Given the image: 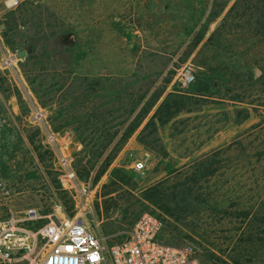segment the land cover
<instances>
[{
    "label": "rangeland",
    "instance_id": "1",
    "mask_svg": "<svg viewBox=\"0 0 264 264\" xmlns=\"http://www.w3.org/2000/svg\"><path fill=\"white\" fill-rule=\"evenodd\" d=\"M234 1L0 0V221L35 209L42 218L31 227L47 216L84 218L109 242H119L149 213L162 220V240L190 243L200 264H264V196L255 203L250 193L241 194L238 209L252 208L246 219H234L225 213L233 195L214 193L215 182L228 175L200 178L193 163L228 140L239 107L225 98L246 41L237 33L244 31V18L205 45ZM184 66L195 76L187 87L178 78ZM259 88L248 84V93ZM169 93L183 110L156 132L142 133ZM157 95L148 117L100 172L127 123ZM36 110L42 121L34 119ZM44 125L57 135L52 147L44 141ZM59 153L71 159L75 188L59 183ZM87 161L93 165L88 174ZM134 161L144 164V175L134 171ZM165 179L168 206L183 200L191 211L181 216L184 225L142 197ZM192 181V196L174 188Z\"/></svg>",
    "mask_w": 264,
    "mask_h": 264
},
{
    "label": "trees",
    "instance_id": "2",
    "mask_svg": "<svg viewBox=\"0 0 264 264\" xmlns=\"http://www.w3.org/2000/svg\"><path fill=\"white\" fill-rule=\"evenodd\" d=\"M247 16V18L245 17ZM244 18V30L238 31L241 36L246 37L243 40V46L240 51V57L232 65L230 74V81L232 83V91L226 100L238 105L234 111V119L232 121L231 130L233 127L239 128V125L248 122L250 116L256 118L258 121L244 130L238 131L235 135L223 146H219L211 151L202 153L197 161H194L198 177L209 178L212 176L223 177L228 175L226 181L220 182L219 180L214 184V193L219 194L222 189H226L229 194L231 193L235 200L229 205L230 211H225L229 216L234 219H246L252 207L247 210L241 211L238 209V200L243 193H250L251 196L256 198L257 203L264 196V0H235L228 12L222 19V23L208 38L205 45H209L215 38H220L228 33L232 28L233 23ZM235 23V24H236ZM249 54L253 55V60L250 62ZM248 69V71H245ZM26 74V72L24 71ZM27 76V74H26ZM199 78V76H198ZM28 83L32 87L34 93L38 94V89L35 87L33 79L28 77ZM248 84L250 86H259L254 95L248 93ZM169 93L166 98L159 104L153 114L148 117L149 112L155 104V101L160 97L157 95L152 101H144L141 105L139 112L127 123L119 141L110 150L103 164L99 167L100 172L108 166L115 153L124 145L127 139L138 129L142 122L148 117L147 122L144 124L142 133L147 130L157 131V126L169 123L182 109L181 102L171 101L173 97ZM38 98L39 95H38ZM43 104V103H42ZM65 115V113H64ZM57 128V127H56ZM61 128V127H59ZM114 135V134H113ZM103 144L102 148L106 150L108 144ZM117 147V148H116ZM103 149L97 153V157L102 154ZM38 151V150H37ZM87 174L93 168V165L87 161ZM81 177L86 175L81 173L79 168H76ZM100 173L97 174V177ZM167 179L157 183L142 192V197L156 205L164 214L171 217L174 221L180 224H186L181 221L183 214H191L189 207L182 206L181 202L176 201L173 209H171L168 202L167 191L168 187H164ZM194 182V181H192ZM191 182V183H192ZM183 185V187H182ZM185 183H179L174 188H183L180 195L184 197L192 196L194 188L197 190V182L191 184L190 187H184ZM200 196V195H198ZM208 196L213 195L210 193ZM211 197V198H212ZM211 206V207H209ZM208 208L212 212L215 209L213 205ZM194 211H192L193 213ZM186 214V215H187ZM46 220L43 221L45 223ZM41 223L39 226H41ZM33 224L32 222L26 223ZM241 223H239L240 225ZM37 226V227H39ZM31 227V226H30ZM36 228V227H35ZM240 231V227L236 228ZM194 234L201 235L198 231H193ZM205 241V239H204Z\"/></svg>",
    "mask_w": 264,
    "mask_h": 264
},
{
    "label": "built area",
    "instance_id": "3",
    "mask_svg": "<svg viewBox=\"0 0 264 264\" xmlns=\"http://www.w3.org/2000/svg\"><path fill=\"white\" fill-rule=\"evenodd\" d=\"M181 87L194 82L189 66L178 73ZM36 110L34 119L43 120ZM47 146L57 143V135L44 125ZM59 183L65 188L76 187L77 177L71 159L64 153L54 163ZM134 171L144 175V164L134 161ZM86 195V194H82ZM22 219L11 215L0 221V262L13 264H200L196 250L190 243L170 245L161 238L162 220L155 214L143 213L133 224L126 239L109 242L108 239L84 218H51L39 227L26 223L37 221L35 209L27 211Z\"/></svg>",
    "mask_w": 264,
    "mask_h": 264
},
{
    "label": "crops",
    "instance_id": "4",
    "mask_svg": "<svg viewBox=\"0 0 264 264\" xmlns=\"http://www.w3.org/2000/svg\"><path fill=\"white\" fill-rule=\"evenodd\" d=\"M257 121H258V120H257L256 118L250 116L248 122L243 123L242 125H239V128H238V127H237V128L233 127L232 130L230 129V133H231V134H230V137H228V140H227V141H223L220 145L215 146L214 149H215V148H218L219 146H223V145H225V144H226V143H227V142H228V141H229V140L235 135V133H237L238 131L244 130L245 128L249 127L250 125L256 123ZM215 140H217V139L215 138L214 141H215ZM208 141H209V140H208ZM208 141H207V142H208ZM211 143H213V141H211ZM211 143H207V144H209V145L206 147V150H207L209 147L212 146ZM205 144H206V143H205ZM206 150H204V152H205Z\"/></svg>",
    "mask_w": 264,
    "mask_h": 264
},
{
    "label": "water",
    "instance_id": "5",
    "mask_svg": "<svg viewBox=\"0 0 264 264\" xmlns=\"http://www.w3.org/2000/svg\"><path fill=\"white\" fill-rule=\"evenodd\" d=\"M24 52H21V55L23 54Z\"/></svg>",
    "mask_w": 264,
    "mask_h": 264
}]
</instances>
